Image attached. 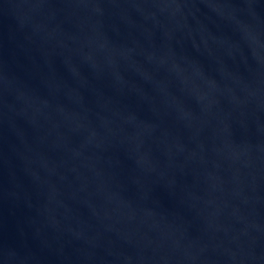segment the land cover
Here are the masks:
<instances>
[{
  "label": "water",
  "instance_id": "water-1",
  "mask_svg": "<svg viewBox=\"0 0 264 264\" xmlns=\"http://www.w3.org/2000/svg\"><path fill=\"white\" fill-rule=\"evenodd\" d=\"M0 264H264V0H0Z\"/></svg>",
  "mask_w": 264,
  "mask_h": 264
}]
</instances>
